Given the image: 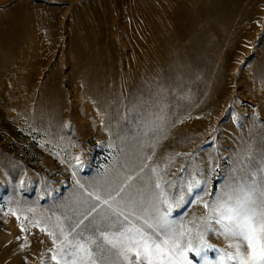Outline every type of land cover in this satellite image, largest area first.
<instances>
[{
    "label": "rangeland",
    "instance_id": "374dc122",
    "mask_svg": "<svg viewBox=\"0 0 264 264\" xmlns=\"http://www.w3.org/2000/svg\"><path fill=\"white\" fill-rule=\"evenodd\" d=\"M157 180L192 227L216 215L204 203L264 189V0L2 6L0 264H63L89 241L113 259L101 233L152 232ZM121 188L128 221L102 202ZM205 238L212 260L234 252Z\"/></svg>",
    "mask_w": 264,
    "mask_h": 264
},
{
    "label": "snow or ice",
    "instance_id": "6c2138e0",
    "mask_svg": "<svg viewBox=\"0 0 264 264\" xmlns=\"http://www.w3.org/2000/svg\"><path fill=\"white\" fill-rule=\"evenodd\" d=\"M152 171L156 173L157 170L153 168ZM155 188L159 191L155 195L154 210L150 214L152 223L144 221L149 228H153L152 232L131 224L127 227L122 226L114 232H102L101 237L113 259L109 260L104 255V249L100 244L89 241L94 247L83 243L71 245L72 251L62 257L63 264H193L189 253L201 257L200 264H229V262L264 264V189L261 190L259 197H256L254 187L247 191L240 189L242 196L237 194L233 197L226 192L214 203H204L197 193L196 201L204 203V206L216 215L207 216L200 220L199 225L192 227L186 226L183 221L174 223L170 219L171 209L178 200H183V195L170 198L159 180L156 181ZM196 188H201L203 191L200 182L195 186L189 184L185 191L191 194ZM122 192L123 188L117 191L115 196L109 194L102 202L114 214L128 221V215L123 209L117 211V208L113 207L114 204L117 207L124 204L127 208L131 203L117 201L116 198L120 197ZM95 199L101 201L102 197L97 194ZM95 211L96 207L93 206L88 215ZM132 214L135 215L134 210ZM212 220L218 228L210 223ZM195 221L194 217L189 223L195 224ZM21 228L23 229L22 225ZM42 230L47 231L46 228ZM209 232L229 238V247L234 248V252L219 249V259H210L207 250L215 246L205 238ZM48 234L53 235L51 232ZM67 239L65 237V240ZM61 251L63 252L64 249ZM97 252L100 253L99 257L96 256ZM53 259L57 258L54 256Z\"/></svg>",
    "mask_w": 264,
    "mask_h": 264
},
{
    "label": "crops",
    "instance_id": "0c3cea01",
    "mask_svg": "<svg viewBox=\"0 0 264 264\" xmlns=\"http://www.w3.org/2000/svg\"><path fill=\"white\" fill-rule=\"evenodd\" d=\"M16 0H0V5L1 6H7L9 4H12L13 2H15Z\"/></svg>",
    "mask_w": 264,
    "mask_h": 264
},
{
    "label": "built area",
    "instance_id": "2783aa9c",
    "mask_svg": "<svg viewBox=\"0 0 264 264\" xmlns=\"http://www.w3.org/2000/svg\"><path fill=\"white\" fill-rule=\"evenodd\" d=\"M2 6L0 5V8H1Z\"/></svg>",
    "mask_w": 264,
    "mask_h": 264
}]
</instances>
